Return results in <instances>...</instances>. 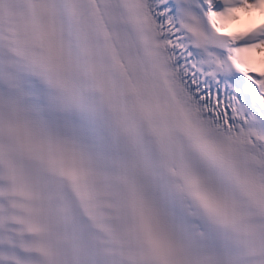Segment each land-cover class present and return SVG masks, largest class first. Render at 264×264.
Here are the masks:
<instances>
[{"label": "snow or ice", "instance_id": "snow-or-ice-1", "mask_svg": "<svg viewBox=\"0 0 264 264\" xmlns=\"http://www.w3.org/2000/svg\"><path fill=\"white\" fill-rule=\"evenodd\" d=\"M0 264H264V0H0Z\"/></svg>", "mask_w": 264, "mask_h": 264}]
</instances>
